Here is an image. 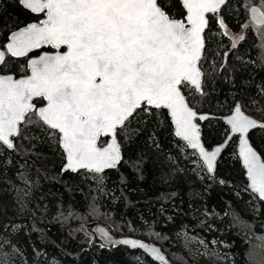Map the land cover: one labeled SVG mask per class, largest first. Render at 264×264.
<instances>
[{
  "label": "trees",
  "instance_id": "1",
  "mask_svg": "<svg viewBox=\"0 0 264 264\" xmlns=\"http://www.w3.org/2000/svg\"><path fill=\"white\" fill-rule=\"evenodd\" d=\"M167 2L170 16L182 19L181 5ZM247 2L228 0L219 14L209 16L200 62L204 95L182 86L196 111L216 116L201 123L208 147L226 133L217 117L237 103L264 123V29L249 20ZM41 16L18 0H0V48L6 53L0 73L26 72V56L10 57L5 44L11 32ZM219 17L231 34L248 25L242 33L245 39L235 48L232 36L223 35ZM151 112L132 120L126 133L118 130L122 160L99 175L62 172L64 154L58 137L35 123L21 126L15 150L0 151V240L10 242L0 255L7 254L8 264H159L139 250L91 243L84 224L97 220L116 233L159 245L175 264H264L251 252L264 248L258 239L264 237V200L245 178L236 138L209 176L198 168L195 153L174 136L166 111ZM250 140L264 158V128L251 132ZM22 187L26 192L20 199ZM189 235L207 245L215 242L224 258L190 255L182 243Z\"/></svg>",
  "mask_w": 264,
  "mask_h": 264
},
{
  "label": "snow or ice",
  "instance_id": "2",
  "mask_svg": "<svg viewBox=\"0 0 264 264\" xmlns=\"http://www.w3.org/2000/svg\"><path fill=\"white\" fill-rule=\"evenodd\" d=\"M18 3L46 18L13 34L7 53L23 57L50 45L57 54L31 59V75L26 78L0 75V151H14V138L20 136L21 126L35 123L58 137L66 154L65 170L84 169L99 175L117 167L122 158L118 130L126 133L127 125L141 114L166 109L175 125V135L197 149L208 172L213 171L221 149L208 152L201 145L199 128L193 123L197 113L189 106L181 86L204 95L200 61L207 14L216 16L228 0H176L185 11L184 19L170 16L167 0ZM245 7L252 24L264 29V0H248ZM218 24L228 36L224 20L219 19ZM244 39L243 35L238 40L230 37L232 47ZM61 47L66 50L60 52ZM4 66L5 51L0 50V71ZM34 98L46 101V106L37 107ZM228 123L233 133L242 135L240 155L251 190L264 200V161L246 139L250 128H264V124L244 116L239 107ZM101 136L111 139L106 147H98ZM98 231L107 236L104 229ZM258 239L264 247V237ZM7 243L0 240V249ZM119 243L144 249L168 264L157 249L146 244L134 240ZM6 256L0 255V264H8Z\"/></svg>",
  "mask_w": 264,
  "mask_h": 264
},
{
  "label": "water",
  "instance_id": "3",
  "mask_svg": "<svg viewBox=\"0 0 264 264\" xmlns=\"http://www.w3.org/2000/svg\"><path fill=\"white\" fill-rule=\"evenodd\" d=\"M222 8H223V7H222ZM222 8H221V10H222ZM221 10H220V12H221ZM29 11H30V10H29ZM184 12H185V11H184ZM220 12H219V13H220ZM219 13H218V14H219ZM247 13H248V18H249V20L251 21V15H250V12L247 11ZM32 14H33V13H32ZM34 15H42V17H41L38 21H31V22L27 23L26 25L20 27L19 29H17V30H15V31L11 32V33L9 34V36H8V40H7L6 44H5V50H6V46H7V44L11 42V39H10V38H11V36H12L13 34H15V33L18 32V31H22L25 27H27L28 25H30V24H32V23H39L41 19L46 18V17L44 16L43 13H41V14H34ZM211 15L213 16V14H211V13L207 14L208 24H209V16H211ZM184 18H185V14H184V17H183L182 19H184ZM219 19H221V18L219 17ZM207 28H208V26H207ZM207 28L205 29L204 34H203V35H204V38H205V32H206ZM43 48H49V49H51V50H50V51H42V52H40L38 55L30 56V57L27 59V61H26V67H27V71H28L26 74L21 75V76H18V77H16V76H15L14 74H12V73H0V75H11V76H13L15 79H21V78H26L27 76H30V75H31V70H30V68H29L28 65H29V62H30L31 59H39L40 56H41V55H44V54H48V55H55V54H57V50L54 49V48H52L50 45H44V46H42V47L39 48V49H43ZM39 49H34V50H32L31 52H29L28 54H31V53L35 52L36 50H39ZM0 50H3V49L0 48ZM65 50H66V49H65L64 47H61V49H59L60 52H64ZM3 51H4V50H3ZM6 52H7V51H6ZM203 52H204V50H203ZM7 54H8L10 57H12L9 53H7ZM5 57H6V53H5ZM202 57H203V54H202ZM13 58H20V57H13ZM200 62H201V61H200ZM201 71H202V70H201ZM203 78H204V76H203ZM202 84H203V81H202ZM181 89H182V86H181ZM182 92H183V90H182ZM183 94L185 95L184 92H183ZM185 97H186V95H185ZM37 99H39V98H34L33 102H34L35 100H37ZM186 99H187V97H186ZM42 106H46V101L44 102L43 105H41V106H39V107H42ZM189 106H190V107H191V108L197 113V117H196V119L193 121V123H195V124L197 125V127L199 128V138H200V143H201V145L204 147L205 151L213 152V151H215V149L218 148V147L221 149L220 153L217 155L216 160H215V162H214V169H213V171H212V172H208L207 167H206V165L203 163V160L200 158V156H199V151H198L197 149H192V148H190V147L187 145V142H186V141H183L181 138H179V137H177V136L175 135V125L173 124V122H172V120H171V116H170V114L168 113V111H167L166 109H163V110L166 111V113H167V115H168V117H169V121H170V123H171V125H172V129H173V134H174V136H175L178 140H180L183 144H185V146H186L190 151H192V152L195 153V155H196L197 158L199 159L200 163L202 164V166H203L205 172H206L209 176H213V175H214L215 170H216V166H217V162H218V160H219V158H220L222 152H223L224 149L228 146V144L230 143V141L232 140V138L235 137V138H236V145H235L236 155H237V158H238V160H239V162H240V164H241V166H242V168H243V170H244L245 178H246V180H247V182H248V184H249V186H250V183H251V182H250V180H249V178H248L247 168L245 167L244 162H243V158H242L241 155H240V145H241L242 135H241L240 133H233V132H232V126L228 123V120H230V119L236 114V108L239 107L240 110H241V112H242V114H243L244 116H247L248 118H250V119H252V120H255V121L257 122L258 125H261V124H264V123H263L262 121H260V120H257L256 118H254V117H252V116L246 114V113L242 110L241 106L237 103V104H235V105L232 107V109H231L228 113L223 114V115H220V116L217 117L220 121L223 122V124H224V126H225V128H226V133H225V135L223 136V138H222L219 142H217V143L213 144L212 146L208 147V146L204 143V141H203V132H202V125H201V123H202V122H205V121L208 120V119H214L216 116H215L214 114H211V113H208V112H198V111H196V109H195L194 107H192L190 104H189ZM201 116L206 117V119H200ZM257 129H262V128H261V127L250 128V129L248 130V133H247L246 139L248 140L250 146H251V147L257 152L258 155H260V153L258 152V150L252 145L251 140H250V133L253 132L254 130H257ZM102 139H106V141H105L103 144H100V141H101ZM110 142H111L110 137L101 136V137L99 138V140H98V147H106L107 144H109ZM117 142H118V140H117ZM118 144H119V143H118ZM59 146H60V144H59ZM60 148H61V150H62V152H63V154H64V164H63V166H62V172L76 173V172H78V171L84 170V169H80V170H78V171H76V172H73V171H71V170H65V169H66V165H67L66 154L64 153V151H63V149H62L61 146H60ZM9 151H12V150H9ZM120 152H121V157H122V151L120 150ZM260 157H261V160L264 161V158H263L261 155H260ZM121 160H122V158H121ZM121 160H120V162H121ZM120 162H119V164H120ZM119 164H118V165H119ZM118 165H117V166H118ZM110 169H114V168H110ZM110 169H105L104 171H106V170H110ZM86 171H87V170H86ZM87 172H88V171H87ZM250 188H251V187H250ZM98 229H104V230L107 232V236H105V235H103L101 232H99ZM93 232H94V234L96 235V237L102 242L103 245H121V246L127 247V248L130 249V250H139L140 252H142L145 256H147V257L150 258L151 260H153V261H155V262H157V263H159V264H163V262L160 261V260H158V259H156L155 255H153L151 252H147V251H145L144 249H141V248H132L130 245L119 243V242L122 241V240H134V241H137L138 243L146 244L150 249H151V248H155V249H157L158 252H159V254L162 255V256L165 258V260L168 262V264H175V263H173V262L170 261V259L167 257V255L165 254V252L161 249V247H160L159 245H157V244H155V243H153V242H150V241H148V240H146V239H144V238L137 237V236H132V235H121V236H115V235L110 231V229H109L106 225H104V224H96V225L93 227Z\"/></svg>",
  "mask_w": 264,
  "mask_h": 264
},
{
  "label": "rangeland",
  "instance_id": "4",
  "mask_svg": "<svg viewBox=\"0 0 264 264\" xmlns=\"http://www.w3.org/2000/svg\"><path fill=\"white\" fill-rule=\"evenodd\" d=\"M244 28L245 27L242 26V28H241L242 31L240 30L234 34H231L230 30H227V31H228V34L230 36L235 37L238 40V38L242 35ZM231 45H232V42H231ZM201 167H203L202 164L200 163V165H199V163H198V168L200 169ZM25 192H26L25 188L22 187L21 191L19 192V198L20 199H22L21 197L24 195ZM96 224L106 225L115 236L126 235V234H122V233H116L109 224H107L103 220H97V221H93V222H89V223L84 224L85 230L88 231L89 234L91 235V243L102 244V242L96 237V235L93 232V227ZM132 236H134V235H132ZM185 237L186 238H183L182 243H183L184 249L190 255H195V254L199 253V254H205L207 256L215 255L217 258H224V256L220 252L219 247L217 246V244L215 242H211L210 243L211 245H207L201 239H198L193 235H189V236H185ZM251 252H252V256H254L257 260H264V248H258V247L256 248L255 247L251 250Z\"/></svg>",
  "mask_w": 264,
  "mask_h": 264
},
{
  "label": "flooded vegetation",
  "instance_id": "5",
  "mask_svg": "<svg viewBox=\"0 0 264 264\" xmlns=\"http://www.w3.org/2000/svg\"><path fill=\"white\" fill-rule=\"evenodd\" d=\"M42 17V16H41ZM40 17V18H41ZM39 18V19H40ZM252 23V22H251ZM51 49H49V48H43V49H39V50H36L35 52H33V53H31V54H28L26 57L25 56H23V57H25V68H26V72H24L23 74H20V75H15L16 77H18V76H21V75H24V74H26L28 71H27V67H26V61H27V59L30 57V56H35V55H38L40 52H42V51H50ZM21 58V57H20ZM14 59H19V58H14ZM44 102L45 101H41L40 99H37V100H35L33 103L34 104H36L37 105V107H39V106H41V105H43L44 104ZM102 140H105L106 141V139H102ZM104 141V142H105ZM104 142H100V144H103Z\"/></svg>",
  "mask_w": 264,
  "mask_h": 264
}]
</instances>
